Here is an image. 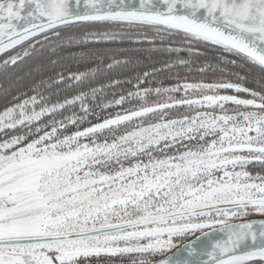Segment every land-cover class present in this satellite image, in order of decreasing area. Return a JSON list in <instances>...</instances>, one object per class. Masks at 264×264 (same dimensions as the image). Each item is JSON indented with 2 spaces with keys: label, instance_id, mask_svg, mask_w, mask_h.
<instances>
[{
  "label": "snow or ice",
  "instance_id": "1",
  "mask_svg": "<svg viewBox=\"0 0 264 264\" xmlns=\"http://www.w3.org/2000/svg\"><path fill=\"white\" fill-rule=\"evenodd\" d=\"M45 51L89 66L0 108V264H264V0H0L5 79Z\"/></svg>",
  "mask_w": 264,
  "mask_h": 264
},
{
  "label": "trees",
  "instance_id": "2",
  "mask_svg": "<svg viewBox=\"0 0 264 264\" xmlns=\"http://www.w3.org/2000/svg\"><path fill=\"white\" fill-rule=\"evenodd\" d=\"M119 48L123 49V53L118 58L126 59L127 64H122L119 67L114 68L111 72L101 75L95 81H91L93 85L105 81L109 77L122 78L127 75L132 74L134 71L147 70L149 66L154 64L157 61H163L167 58L166 54L162 51L153 50V48H161L162 45H150L148 43H123L117 45H99V46H88L86 50L95 51L96 48ZM203 53V59H207L209 62L212 61L213 57L218 55L212 49H199ZM76 51H79L77 49ZM181 55L184 58H188L186 51L182 52ZM59 62L54 67L50 61L58 59ZM89 65L80 64L74 60H71L65 56L63 52L53 55L51 52L45 51L43 53L35 54L31 59L26 60L23 64L20 65V71L22 75L21 80H12L8 81L5 79V73L0 71V108L4 106L7 100L11 99V96L14 95L18 90H26L33 81L53 76L56 72L65 71L70 69L71 71H85ZM157 67H160L161 64H156ZM179 71H183L180 69ZM235 71H240L241 75H244L245 72H250L253 76L259 74L258 68H248L245 69H235ZM163 78V77H161ZM252 79V76H249V80ZM84 87V85H81ZM78 88H73L71 92L64 93L65 95H70L78 91ZM250 217H259V216H250ZM103 262V261H102Z\"/></svg>",
  "mask_w": 264,
  "mask_h": 264
},
{
  "label": "flooded vegetation",
  "instance_id": "3",
  "mask_svg": "<svg viewBox=\"0 0 264 264\" xmlns=\"http://www.w3.org/2000/svg\"><path fill=\"white\" fill-rule=\"evenodd\" d=\"M101 264H107V262H105V261H101ZM110 264H121V262L120 261H112V262H110Z\"/></svg>",
  "mask_w": 264,
  "mask_h": 264
},
{
  "label": "water",
  "instance_id": "4",
  "mask_svg": "<svg viewBox=\"0 0 264 264\" xmlns=\"http://www.w3.org/2000/svg\"><path fill=\"white\" fill-rule=\"evenodd\" d=\"M262 218H264V217H249L248 219H251V220H259V219H262Z\"/></svg>",
  "mask_w": 264,
  "mask_h": 264
}]
</instances>
